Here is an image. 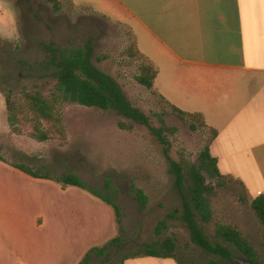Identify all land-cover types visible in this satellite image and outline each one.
<instances>
[{
    "label": "rangeland",
    "instance_id": "374dc122",
    "mask_svg": "<svg viewBox=\"0 0 264 264\" xmlns=\"http://www.w3.org/2000/svg\"><path fill=\"white\" fill-rule=\"evenodd\" d=\"M23 1L21 10L13 6L19 39L14 43L0 39V91L11 105L14 121V127L10 126L6 109L0 112V154L8 164L19 163L42 175L59 177L74 173L89 187L110 195L120 207L122 237L128 243L109 260L95 258L90 264H116L123 255L155 241L158 221L165 213L181 206L182 197L169 171L170 161L146 127L134 125L132 129H123L120 123L130 121L114 110L60 103L56 107V122L38 121L27 102V93L40 91L50 98L54 84L53 71L44 66L47 54L40 42H53L64 48L84 47L92 40L94 59H99L96 63L123 85L129 100L148 114L155 126L163 120L176 128L174 134H169L173 159L184 156L198 162L212 132L197 118L175 113L158 95L138 82L137 77L144 73L142 68L147 61L138 53L134 37L126 26L65 0ZM38 127L48 136L47 140L34 137ZM7 172V167L0 163V175ZM106 178H111L114 191L105 188ZM34 179L38 181L27 185L23 180L0 177V206L35 205L38 208L45 195L51 194L56 200V190L65 189L55 180L45 178L47 183H42L41 178ZM208 181L215 183L216 179ZM220 181L212 201L215 221L237 227L264 259V230L244 188L232 178L224 177ZM132 184L148 195L144 211L139 210L131 192ZM75 190L93 196L86 189ZM207 230L212 235L214 224H209ZM170 234L176 238L177 257L183 264H207L211 258L223 264H242L244 259L238 252L232 261L207 254L191 242L179 222L167 232Z\"/></svg>",
    "mask_w": 264,
    "mask_h": 264
},
{
    "label": "crops",
    "instance_id": "0c3cea01",
    "mask_svg": "<svg viewBox=\"0 0 264 264\" xmlns=\"http://www.w3.org/2000/svg\"><path fill=\"white\" fill-rule=\"evenodd\" d=\"M65 1L126 26L158 72L154 91L182 111L201 114L216 132L210 150L221 175L239 182L250 202L264 196V0ZM22 2L0 0L1 40L19 39L13 6L21 10ZM5 109L8 121L0 91V112ZM0 163L9 171L0 177L38 181ZM74 187L56 190V200L45 195L38 208L0 206V264H79L91 248L118 236L113 207ZM124 264L179 262L137 256Z\"/></svg>",
    "mask_w": 264,
    "mask_h": 264
},
{
    "label": "trees",
    "instance_id": "16d2710c",
    "mask_svg": "<svg viewBox=\"0 0 264 264\" xmlns=\"http://www.w3.org/2000/svg\"><path fill=\"white\" fill-rule=\"evenodd\" d=\"M39 45L47 54L44 66L53 71L54 84L50 98L45 97L40 91L27 93V102L38 121L44 119L49 122H56V107L60 103L114 110L118 115L130 121L129 124L120 123L123 129H132L134 125L146 127L163 147L164 154L170 161L169 171L174 176L175 185L182 197L181 206L165 213L164 218L158 221L154 230L157 237L155 241L145 243L137 251L123 255L116 264H124L127 259L137 256L172 257L179 264H183L177 257V244L174 234L167 235L175 222H179L181 227L186 229L193 244L209 255L232 261L235 259L234 254L238 252L251 264H264V259L237 227L215 221L212 201L216 195L217 187L221 184L220 180L224 178L219 171L217 159L212 156L210 150L211 142L216 136L215 131H211L212 138L200 152L198 162L191 161L184 156L177 160L173 159L171 157L172 142L169 134H174L176 128L168 126L163 120L159 126H155L151 117L129 100L123 85L96 63L99 59L96 58V61L94 59L92 40L88 41L84 47L62 48L53 42H40ZM142 69L144 73L137 77L141 85L158 95L175 113L180 116L197 118L203 126L207 127L201 114L182 111L154 91V80L158 72L150 63L147 62ZM6 104L8 122L10 126L14 127L13 114H11L12 110L8 99ZM37 132L39 135L36 134ZM33 135L39 141L48 139V136L39 127L36 128ZM0 160L7 162L1 154ZM12 165L36 178L55 180L63 187L76 186L86 189L113 207L119 228L118 236L103 246L91 248L79 264H90L95 258H102L104 261L109 260L112 256L122 252L128 241L122 237L120 207L110 195L89 187L84 180L74 173L52 177L42 175L22 164ZM209 178L216 179V182L208 181ZM105 188L114 191L111 178H106ZM131 192L138 202L139 210L144 211L148 204V195L142 188L133 184L131 185ZM250 206L264 230V196L253 199ZM209 224L215 226L212 235L207 230ZM207 264L223 263L211 258Z\"/></svg>",
    "mask_w": 264,
    "mask_h": 264
},
{
    "label": "flooded vegetation",
    "instance_id": "af4514ba",
    "mask_svg": "<svg viewBox=\"0 0 264 264\" xmlns=\"http://www.w3.org/2000/svg\"><path fill=\"white\" fill-rule=\"evenodd\" d=\"M241 263H242V264H247L245 259H243V260L241 261Z\"/></svg>",
    "mask_w": 264,
    "mask_h": 264
},
{
    "label": "water",
    "instance_id": "95a60500",
    "mask_svg": "<svg viewBox=\"0 0 264 264\" xmlns=\"http://www.w3.org/2000/svg\"><path fill=\"white\" fill-rule=\"evenodd\" d=\"M247 264H251L249 261H246Z\"/></svg>",
    "mask_w": 264,
    "mask_h": 264
}]
</instances>
